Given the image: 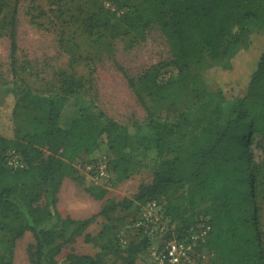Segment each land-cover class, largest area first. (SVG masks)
Listing matches in <instances>:
<instances>
[{
  "label": "trees",
  "instance_id": "16d2710c",
  "mask_svg": "<svg viewBox=\"0 0 264 264\" xmlns=\"http://www.w3.org/2000/svg\"><path fill=\"white\" fill-rule=\"evenodd\" d=\"M128 7L115 18V23L126 25L125 34L140 35L153 23L168 42L170 59L146 70L136 82L128 79L143 104L144 97H149L166 114L161 117L149 111L144 122L133 124L106 117L98 129L81 115L85 105L81 77L63 71L60 89L51 91L33 90L16 77L13 32L16 9L8 16L9 25L0 24V29H9L11 37L10 64L14 79L6 91L15 100L14 135L12 138L0 135V231L3 233L0 244L12 250L16 238L26 230L31 231L35 238L32 264H55V251L60 247V239L65 238V230L74 227L81 231L90 224L92 216L59 218L54 199L51 206H39L37 202L42 191L56 192L63 178L73 172L68 159L79 157L80 152L89 153L99 139H105L112 150H124L136 143L160 157L151 183L141 186L135 198L140 204L156 200L163 206L168 219L166 232H169L163 238L180 236L197 221L174 226L178 209L160 202L161 197L183 184L189 185L188 202L193 209L203 204L216 205L221 200L219 210L224 212L236 191L245 202L247 198L248 203L252 202L251 189L260 164L253 157L250 145L254 138L264 140V50L243 96L228 98L219 89L209 90L202 79V70L211 65L230 67L232 57L242 45V34L247 30H264V0H141ZM3 8L0 3V14ZM234 27H238L239 33L232 32ZM70 97L79 105V111L63 124L61 110ZM242 125L245 128L237 130ZM234 133L241 152L228 156L225 144ZM11 150L21 156L23 168L7 165L6 157ZM61 153L67 160L59 157ZM119 161L120 158L112 160L115 170ZM117 205L104 206L97 214L108 219ZM242 214L243 222L252 227L257 224L254 209L244 206ZM226 216L234 224V213ZM209 221L211 234L215 221L213 217ZM246 238L250 247L238 254L234 264H264V248L258 244V236L249 231ZM153 239L142 230L124 247L120 248L116 239L125 253L117 264H137L138 254ZM236 247L231 242L226 252L236 254ZM70 263L103 264L101 258L87 254L73 255Z\"/></svg>",
  "mask_w": 264,
  "mask_h": 264
},
{
  "label": "rangeland",
  "instance_id": "374dc122",
  "mask_svg": "<svg viewBox=\"0 0 264 264\" xmlns=\"http://www.w3.org/2000/svg\"><path fill=\"white\" fill-rule=\"evenodd\" d=\"M141 0H3L0 24L9 25V14L16 9L13 20L16 43V77L37 91L60 89V74L66 71L83 79L81 94L85 105L81 115L92 121L98 129L106 117L120 123H142L148 112L153 111L164 117L166 111L155 102L144 97L140 101L128 79L134 82L148 69L170 59L168 42L156 24H150L140 35L125 34L126 25L115 23L119 13L138 4ZM118 6V7H117ZM109 20V24L106 21ZM232 32L239 33L238 27ZM264 50V30H247L242 34V45L231 59V66L222 68L211 65L202 70V79L209 90H221L230 98L246 93L251 73L255 70ZM11 37L9 29H0V135L12 138L14 135V98L6 91L13 83L11 67ZM79 105L73 97L68 98L61 113L62 122L75 117ZM242 125L237 130H243ZM264 140L253 139L250 148L253 157L260 164L255 185L252 187V202H245L238 191L231 198L230 206L224 212L219 210L222 203L199 205L192 208L188 202V184L170 191L160 202L178 209L175 225H186L200 218H214V227L209 234L206 248L214 251L215 264H234L235 258L250 245L246 242L248 232L258 236V244L264 248ZM63 150V149H62ZM228 156L241 152L237 133L226 142ZM61 152V151H60ZM45 153L47 151L45 150ZM59 154V153H58ZM67 160L62 153L59 156ZM120 158L119 167L114 169L112 160ZM73 168L61 184L62 189L41 192L37 204L51 206L52 200L60 206L57 215L61 219L73 218L67 214L73 196L82 201L76 205L92 216L90 224L83 230L70 227L65 230V238L60 239L55 251V264H71L73 255L87 254L101 258L103 264H117L125 255L119 246L123 240L135 237L130 227L138 216L140 201L135 198L141 186L151 183L160 157L136 143L124 150H112L105 139H99L89 152H80L79 157L68 159ZM108 164L107 177L96 181L93 178L94 166ZM88 199V200H87ZM75 203V201H73ZM118 204L110 212L108 219L97 214L104 206ZM254 209L257 224L252 227L243 222V207ZM229 212L234 213V224H230ZM86 213H78L83 216ZM215 215L220 216L216 219ZM224 217V218H223ZM55 219V218H54ZM172 226V227H174ZM249 228V229H248ZM248 230V231H247ZM247 231V232H246ZM164 232L159 231L152 242H159ZM3 235L0 231V237ZM237 245V253L226 252L227 246ZM0 244V264H32L35 238L26 230L16 238L12 250ZM118 247V248H116ZM137 264H155L149 256V247L140 252Z\"/></svg>",
  "mask_w": 264,
  "mask_h": 264
},
{
  "label": "built area",
  "instance_id": "2783aa9c",
  "mask_svg": "<svg viewBox=\"0 0 264 264\" xmlns=\"http://www.w3.org/2000/svg\"><path fill=\"white\" fill-rule=\"evenodd\" d=\"M6 163L10 168H23L25 163L14 150L9 151ZM107 164L94 166L93 178L98 181L107 177ZM168 219L163 206L156 200H147L139 210L138 216L130 227L134 234L142 230L153 238L159 231L167 229ZM208 218H200L186 228L181 235L162 238L159 242H152L149 246V256L155 264H215L214 251L206 248V242L211 232ZM126 244V240H123Z\"/></svg>",
  "mask_w": 264,
  "mask_h": 264
},
{
  "label": "crops",
  "instance_id": "0c3cea01",
  "mask_svg": "<svg viewBox=\"0 0 264 264\" xmlns=\"http://www.w3.org/2000/svg\"><path fill=\"white\" fill-rule=\"evenodd\" d=\"M61 189H62V184H61V188L59 189V192H58V197L60 195V192H61ZM75 193H73V196L70 198L71 200V203H70V206H69V209H67V214L71 215V216H76L75 218L76 219H84V218H87L90 216V214H87V210H82L80 208H78L76 205L78 204V202L82 201L81 198L79 197H75L74 196ZM88 200V199H87ZM75 201V203L73 202ZM60 204L59 202L56 203V207L58 209L59 208ZM78 213H86V214H83V216H77Z\"/></svg>",
  "mask_w": 264,
  "mask_h": 264
}]
</instances>
